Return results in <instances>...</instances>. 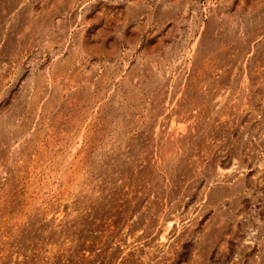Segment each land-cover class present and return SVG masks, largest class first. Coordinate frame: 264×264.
I'll return each instance as SVG.
<instances>
[{"label": "rangeland", "instance_id": "obj_1", "mask_svg": "<svg viewBox=\"0 0 264 264\" xmlns=\"http://www.w3.org/2000/svg\"><path fill=\"white\" fill-rule=\"evenodd\" d=\"M0 264H264V0H0Z\"/></svg>", "mask_w": 264, "mask_h": 264}]
</instances>
